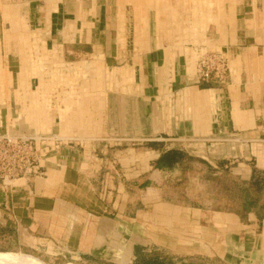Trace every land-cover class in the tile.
<instances>
[{
	"label": "crops",
	"instance_id": "obj_1",
	"mask_svg": "<svg viewBox=\"0 0 264 264\" xmlns=\"http://www.w3.org/2000/svg\"><path fill=\"white\" fill-rule=\"evenodd\" d=\"M251 1L241 0L239 9L243 14L250 13ZM5 2L19 13L15 15L11 9V13L1 12L0 32L4 22H15V16L26 18L34 30L41 31V37H48L45 44L58 46L68 62L75 63L92 55L102 56L104 63L114 59L111 40L115 34L118 36L119 26L113 2ZM235 9L237 15L239 9ZM235 19L237 22L238 15ZM1 37L4 38V33ZM152 55L150 64L155 69V78L144 85L139 82L138 93L132 100V137L137 143L128 145L119 139L72 145L61 142L59 149L42 162V176L30 180L21 189L0 188V254L18 255L28 264H204L208 261L264 264V218L255 212L238 216L227 211L208 212L198 206L165 204L161 209L157 205L163 175L176 172L190 156L181 148L182 144L166 142H181L186 135L244 134L247 146L252 140L248 137L255 136L254 115L244 108L241 96L242 78L230 71L226 86L198 81L196 71L190 74L185 62H177L179 56L174 59L172 70L166 67L164 74L166 65L161 59L157 62L156 53ZM0 56L3 72H10L15 79L19 70L28 75L26 65H12V51L6 45L0 46ZM168 92L175 99L168 104L171 109L165 106L166 116L160 115L158 101L167 102L163 96ZM113 108L110 119L114 122L108 131L112 133L111 140H116L124 134L117 124L119 106ZM54 113L57 115L52 119L47 117L44 123V128L50 131L48 135H55L52 131L56 119L60 123V111ZM9 119L5 108L0 116V134L11 131L7 125ZM227 127L229 130H225ZM76 136L66 139H79ZM141 144L145 146L144 152L135 153L131 146ZM170 150L180 152V160L168 170L159 169V156ZM257 155L255 165L243 163L245 168L237 173L242 180L249 181L254 168L264 170V150H257ZM250 156L255 155L250 151ZM243 159L246 161V157ZM222 167L227 168L226 165L219 168ZM159 210H167L166 214L188 213L187 219L197 220L193 223L197 225L202 218H211L214 234L211 247L189 240L188 232L182 230L187 227L173 230L158 223L152 216Z\"/></svg>",
	"mask_w": 264,
	"mask_h": 264
},
{
	"label": "rangeland",
	"instance_id": "obj_2",
	"mask_svg": "<svg viewBox=\"0 0 264 264\" xmlns=\"http://www.w3.org/2000/svg\"><path fill=\"white\" fill-rule=\"evenodd\" d=\"M109 2L114 3L112 9L117 14L119 31L118 36L115 34L111 40L115 57L107 63L98 55L81 58L75 63L68 62L59 52L58 46L45 44L48 37H41V31L34 30L26 18L15 16V22L2 24L0 46L6 45L11 49L12 65L24 64L29 68L28 75L19 70L18 79H15L10 72L2 71L3 59L0 56V116L8 108L9 133L47 134L50 131L44 128L45 120L47 117H55L57 113L54 112L59 110L60 123L56 119L55 129L53 127L54 131H51L56 136L58 134L63 143L72 145L75 142H99L102 139L112 142L119 139L128 145L135 144L137 140L132 137V100L138 93L140 83L144 85L155 78V69L150 64V59L154 58L152 54L156 53L158 63V59H161L166 65L164 74L167 69L172 70L177 56V62H185L191 74L196 71L199 54L220 53L227 59L229 70L226 76L231 71L233 75L239 74L242 78L241 96L244 108L250 109L254 115L255 124L252 129L255 136L248 137L252 140L247 142V146L244 134L236 137L186 135L181 142H166L182 144L181 148L187 150L190 156H187L185 163L176 172L163 175L159 183L157 205L161 209L167 204L198 206L208 212L225 205L240 207V201L228 197L229 194L234 195L233 191L228 193L224 190L229 182H222L219 178L242 179L237 173L245 168L243 163L255 165L257 150H264V0H252V9L247 14L239 9L242 7L241 0ZM5 4V0H0V15L1 12L11 13L10 9L14 8ZM235 8L239 9L237 22ZM12 12H16L15 15L19 13L17 10ZM3 33L4 38L1 37ZM12 71L15 73L16 70ZM167 77L165 75L164 79ZM227 83L228 77L223 85ZM163 98L167 102L158 101V112L166 116L165 106L171 109L168 104L175 98L172 92L164 93ZM115 105L117 108L119 106L117 124L122 128L124 136L111 140L112 133L108 127L114 122L110 117ZM40 125H44L43 128ZM225 130H229L228 127ZM71 136L79 139H66ZM143 144L131 147L136 149L135 153L140 154L144 152ZM250 151L254 157L250 156ZM225 165L227 168H219ZM166 211L159 210L152 217L173 230L187 227L182 230L188 232L189 240L205 248L211 247L214 239L211 218L204 217L197 225L193 224L197 220L191 219L190 215V219H187L188 213L166 214ZM224 232L222 230L221 238ZM204 264L217 263L208 261Z\"/></svg>",
	"mask_w": 264,
	"mask_h": 264
},
{
	"label": "built area",
	"instance_id": "obj_3",
	"mask_svg": "<svg viewBox=\"0 0 264 264\" xmlns=\"http://www.w3.org/2000/svg\"><path fill=\"white\" fill-rule=\"evenodd\" d=\"M195 67L198 81L215 84H224L229 70L227 59L216 52L199 54ZM61 141L58 136L48 134H1L0 188L21 189L42 176V162L59 149Z\"/></svg>",
	"mask_w": 264,
	"mask_h": 264
},
{
	"label": "trees",
	"instance_id": "obj_4",
	"mask_svg": "<svg viewBox=\"0 0 264 264\" xmlns=\"http://www.w3.org/2000/svg\"><path fill=\"white\" fill-rule=\"evenodd\" d=\"M181 154L177 150H170L161 153L157 160L159 169L168 170L180 160ZM229 183L225 185L224 190L229 193L232 190L234 193L228 197L233 201H240V207L228 206L219 207L214 211H227L238 216H245L250 212H255L258 216L264 218V170L254 168L249 181L242 179H229L228 177L219 178ZM237 180V181H236ZM240 180L241 182H238Z\"/></svg>",
	"mask_w": 264,
	"mask_h": 264
},
{
	"label": "bare ground",
	"instance_id": "obj_5",
	"mask_svg": "<svg viewBox=\"0 0 264 264\" xmlns=\"http://www.w3.org/2000/svg\"><path fill=\"white\" fill-rule=\"evenodd\" d=\"M16 256L18 255L0 254V264H28L27 262H22V259Z\"/></svg>",
	"mask_w": 264,
	"mask_h": 264
}]
</instances>
